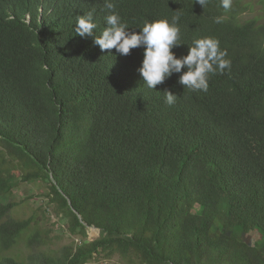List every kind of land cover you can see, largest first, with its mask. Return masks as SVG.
Listing matches in <instances>:
<instances>
[{"label":"trees","instance_id":"obj_1","mask_svg":"<svg viewBox=\"0 0 264 264\" xmlns=\"http://www.w3.org/2000/svg\"><path fill=\"white\" fill-rule=\"evenodd\" d=\"M111 2L130 32L179 15L176 55L211 36L231 70L207 92L180 74L149 89L143 47L124 56L76 35L93 9L101 33L104 0H0V264H264L263 18L244 20L243 0ZM22 184L46 196L40 213L15 208ZM50 208L99 238L52 249Z\"/></svg>","mask_w":264,"mask_h":264},{"label":"clouds","instance_id":"obj_2","mask_svg":"<svg viewBox=\"0 0 264 264\" xmlns=\"http://www.w3.org/2000/svg\"><path fill=\"white\" fill-rule=\"evenodd\" d=\"M203 8L209 0H195ZM232 0H220V7L225 11L231 9ZM116 5L111 0H104V9L108 14L104 16L106 26L97 36L94 29V12L88 11L78 16L75 24L76 35L80 37H93V42L102 51L115 49L120 55L127 56L131 50L138 47L144 48L142 65L138 72L143 82L149 89H156L173 74H180L178 83L193 92H207L209 79L217 72L223 74L225 69L231 70V61L226 59L227 50L220 48L218 39L206 36L192 41L186 55L178 57L173 48L181 45L179 15L169 18L145 21L139 32L128 31L129 27L122 22ZM223 16L215 18L216 23H221ZM186 69V71H184ZM165 103L174 106L178 95L171 90H165Z\"/></svg>","mask_w":264,"mask_h":264},{"label":"rangeland","instance_id":"obj_3","mask_svg":"<svg viewBox=\"0 0 264 264\" xmlns=\"http://www.w3.org/2000/svg\"><path fill=\"white\" fill-rule=\"evenodd\" d=\"M249 7V10L243 14V19H252L254 17H262L264 21V0H243ZM14 202L18 204L15 207L17 210L25 212L27 215L33 212H41V209L46 206V196L40 191L37 186L30 184H22L21 187L15 191ZM9 202V201H8ZM7 202V203H8ZM29 207V208H28ZM26 215V216H27ZM50 222L44 223L47 229H51L52 249L63 251L65 248H73L75 246H82L87 242H92L99 238L100 231L95 228L87 230L88 236L86 241L83 236L73 235L68 228V222L65 218L58 216L52 208H50ZM83 237V239H82ZM25 244L23 243L18 250L25 253ZM23 248V249H20ZM90 264H123L119 257L113 260H96Z\"/></svg>","mask_w":264,"mask_h":264},{"label":"water","instance_id":"obj_4","mask_svg":"<svg viewBox=\"0 0 264 264\" xmlns=\"http://www.w3.org/2000/svg\"><path fill=\"white\" fill-rule=\"evenodd\" d=\"M96 229V228H95Z\"/></svg>","mask_w":264,"mask_h":264}]
</instances>
